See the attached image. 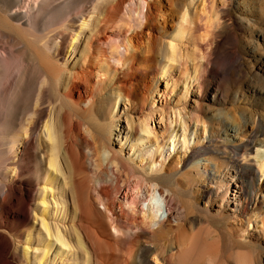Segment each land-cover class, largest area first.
Here are the masks:
<instances>
[{
    "label": "bare ground",
    "instance_id": "6f19581e",
    "mask_svg": "<svg viewBox=\"0 0 264 264\" xmlns=\"http://www.w3.org/2000/svg\"><path fill=\"white\" fill-rule=\"evenodd\" d=\"M258 172L264 0H0V264H216L191 213L249 233Z\"/></svg>",
    "mask_w": 264,
    "mask_h": 264
},
{
    "label": "rangeland",
    "instance_id": "374dc122",
    "mask_svg": "<svg viewBox=\"0 0 264 264\" xmlns=\"http://www.w3.org/2000/svg\"><path fill=\"white\" fill-rule=\"evenodd\" d=\"M241 28L243 27H237L236 25L235 32L238 34L242 33ZM231 36L232 31L227 36V42L224 45L225 57L228 62L220 69L225 74L226 72H230L229 69H234V67L235 69H239V67H241V58L244 55L240 52L241 50H238L240 48L234 45V37ZM224 40H226V38L222 39V41ZM245 55H248L247 52L245 53ZM225 70L226 72H224ZM212 78L214 77H211V79ZM256 100L257 99L252 100L250 98L242 100L236 107V109H234V111L236 113H243L245 115H249L250 112V114H256L258 110L261 109V105L258 104L259 101ZM189 141L190 144H193L192 139H190ZM250 146L252 147V150L247 154V157L245 156V159L253 158V155L255 154V147L251 143ZM253 165L256 166V163H254ZM231 176L233 175L231 174ZM183 180L184 178L181 177L180 181L182 183H184ZM233 180L236 181L234 183H236L238 186L243 185L246 188V191H248V187L246 186L247 183L244 179H241L239 177H233L232 179L227 177V179L223 180L222 182L226 186ZM210 183L213 184V182ZM256 183L259 184L260 188V193L256 196L258 198V202L255 201L257 203L254 204V200L252 202H249L248 200V211L251 213L250 216L252 220L250 223L251 229L249 230V233L243 232V223L247 221L244 219L243 213L241 211H236L234 213V216L231 218H228L223 214H221L220 216H213V213L209 215L207 213L195 210L191 213L201 218L199 219V222H202L200 227L203 228L204 232V235L202 232V236L205 243V253L206 255L211 254L215 256L217 258L216 264H243L244 258H242V255L246 259H249L247 260L249 261V263L252 261L250 264H260L264 260V202L261 200L262 195H264V176L261 177L259 175V172ZM202 190L203 188L201 187V185L192 188L187 199L189 201H192L193 203L198 202L201 204L205 200V196L203 195ZM175 210L178 211L177 209ZM190 220L191 219H187L186 222H189Z\"/></svg>",
    "mask_w": 264,
    "mask_h": 264
}]
</instances>
